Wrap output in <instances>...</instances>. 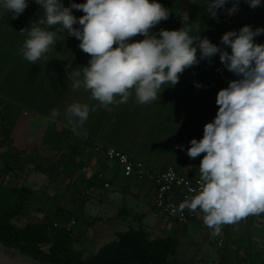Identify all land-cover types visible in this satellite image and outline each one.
Wrapping results in <instances>:
<instances>
[{
    "label": "crops",
    "instance_id": "0c3cea01",
    "mask_svg": "<svg viewBox=\"0 0 264 264\" xmlns=\"http://www.w3.org/2000/svg\"><path fill=\"white\" fill-rule=\"evenodd\" d=\"M157 2L169 10V18L151 29L152 34L158 35L161 29L179 30L183 26L188 27L189 24L178 19L187 13L192 20L207 25L206 29H201L190 24V35H199L201 39L207 37L213 44L229 53L230 46L221 43L222 35L228 31L239 32L247 22L251 10L246 0H239L238 11L228 15L227 9L233 3V0H229L223 8L217 10V17L213 18L207 9L208 0ZM39 18H43V10L35 0H28V7L15 19L12 13L0 7V96L6 94L3 92L5 88L10 93L12 102L26 104L30 114L25 117L27 122L23 125L34 123L42 129L39 147H43L45 152L57 153L64 144L59 140L44 139V136L68 135V140L74 136L75 142H79L80 155L75 161L74 170L68 174L70 179L64 173L59 175L48 171L51 177L45 173L52 183L49 190H55L49 193L65 195L69 208L77 210L78 226L75 227L81 239L74 243V248L87 258L107 243H102L103 240L113 241L117 233L127 230L128 227L137 228L140 223L127 216L124 211L127 209L144 215L141 225L153 236L175 235L181 241L189 240L190 257L182 259L187 264H209L214 261V254L217 258L219 256L218 241L225 238L232 253L237 252L239 256L249 258L254 254L264 256V233L253 230L264 226L261 214H252L235 224L223 225L219 235L213 234L212 229L201 226L195 220L185 225L179 224L155 207L154 185L151 181L134 175L125 176L117 164L107 160L103 153V149L112 147L143 162L152 172L159 173L174 167L188 176L200 177L199 165L204 154L190 158L187 155V149L191 147L190 141L202 139L205 124L216 117L218 91L228 87L229 81L240 78L221 63L219 53L210 59L199 60L198 64L186 69L176 85H163L157 101L141 105L136 102L133 93L127 103L110 105L109 111L98 107V101L90 100V91L83 87H72L73 81L67 76L72 69L67 67L68 64L72 68H82L88 66L91 59L79 48L80 41L75 37L66 32L62 34L56 45L45 54L46 59L42 58L35 64L23 58L19 49L23 46L27 33L22 35L20 31L29 28ZM258 21L260 25H264V11ZM74 27L80 26L77 24ZM134 38L137 41L144 39L139 35ZM199 56L198 49V59ZM191 78L202 81L204 87L201 90L195 89L191 85ZM74 102L88 103L90 107L97 106L96 111H90L88 120L77 133L71 130L65 117L67 107ZM53 108L60 111L55 121L49 119ZM19 118L16 112L12 113V119ZM39 118L43 119L42 123L37 121ZM28 129L29 127L26 132L31 131ZM23 133L24 131L19 130L13 134V138L10 136L9 141L3 143V139L0 140V159L4 161L2 168L8 160L11 147L25 150L26 154L31 149L38 148L28 146L27 138L22 137ZM14 143L17 146H13ZM26 157L24 155L21 158L12 174L18 173L17 184L37 188L39 186L29 185L20 179L25 167L32 166L25 162ZM22 161L24 164H21ZM44 164L50 165L47 161ZM26 170L29 168L26 167ZM69 180L74 184L71 189H67L65 185ZM105 183H109L108 188L104 187ZM91 199L99 201L98 205L94 204L96 216L89 213ZM200 214L203 217L201 211ZM190 223L192 224L189 225ZM205 242L209 246L205 247L202 258L198 259V246H204ZM91 246L94 247L91 249ZM231 264L241 263L233 261Z\"/></svg>",
    "mask_w": 264,
    "mask_h": 264
},
{
    "label": "clouds",
    "instance_id": "9594fccd",
    "mask_svg": "<svg viewBox=\"0 0 264 264\" xmlns=\"http://www.w3.org/2000/svg\"><path fill=\"white\" fill-rule=\"evenodd\" d=\"M35 2L41 6L43 18L21 29L22 35L27 33L19 49L23 58L35 64L46 59L45 54L62 34L75 37L91 59L82 68L68 64L72 87L90 91V100L109 111L110 105L127 103L133 93L141 105L157 101L163 85H176L186 69L219 53L221 63L240 78L218 91L216 117L205 124L202 139L190 141L187 155L193 159L204 155L199 187L191 190L194 195L180 208L199 209L204 224L215 235L223 225L264 213V44L254 42V37L264 34V28L253 30L245 25L239 32H225L221 43L230 46L229 53L207 37L190 35L191 25L152 34L151 29L169 18V10L157 0H86L69 7L61 0ZM228 2L208 0L209 14L216 18L217 10ZM246 2L253 9L261 6V0ZM0 7L15 19L28 7V0H2ZM73 9L84 15L77 18ZM238 9L239 0H233L227 13L232 15ZM184 20H189L187 13ZM77 24L80 27H74ZM138 35L144 39L132 41ZM96 110L97 106L88 103L70 104L65 117L71 130L77 133L90 111ZM59 115V109L53 108L49 119L55 121Z\"/></svg>",
    "mask_w": 264,
    "mask_h": 264
},
{
    "label": "trees",
    "instance_id": "16d2710c",
    "mask_svg": "<svg viewBox=\"0 0 264 264\" xmlns=\"http://www.w3.org/2000/svg\"><path fill=\"white\" fill-rule=\"evenodd\" d=\"M68 1L61 0L64 6ZM85 2L86 0L72 1ZM253 11L251 8L244 26L249 25ZM72 14L78 18L84 15L76 9L72 10ZM178 19L184 24L199 25L201 29L207 27L203 22L191 18L183 21V17L179 16ZM132 41L137 40L133 37ZM10 124L14 125L13 122ZM1 127L4 143L10 140L11 128ZM68 137L58 134L43 137L63 142L64 145L54 154L45 152L41 146L26 154L25 150H18L10 145L8 160L0 169V244L17 250L39 264H187L178 255L180 237L153 236L141 225L144 215L127 209H124L127 216L140 225L117 233L115 240L101 245L94 254L86 258L74 248L77 234L74 237L72 231L67 229L77 210L69 208L65 195L50 194L45 186L33 188L15 184L6 187L3 184L24 155H27L25 162L37 165L42 172L49 174L48 171H52L59 175L64 173L70 179L68 174L74 170L80 152L79 142H75L74 136L71 140ZM45 161L52 166H45ZM65 185L67 189H71L72 183L69 180ZM220 251V264H231L233 261L241 264H264L262 254H254L249 258L241 257L237 252L232 253L228 248V241L224 239L219 253Z\"/></svg>",
    "mask_w": 264,
    "mask_h": 264
},
{
    "label": "rangeland",
    "instance_id": "374dc122",
    "mask_svg": "<svg viewBox=\"0 0 264 264\" xmlns=\"http://www.w3.org/2000/svg\"><path fill=\"white\" fill-rule=\"evenodd\" d=\"M263 0H261V6L257 7V12H256V20H254L253 24L251 25V20L253 18V14L251 16L250 19V23L249 25L253 28V30H255L256 28H264V25H260L258 18L259 16L262 14V12L264 11V3H262ZM256 8H254L255 11ZM253 11V13H254ZM254 42L255 43H259V44H264V36L263 34L254 37ZM3 92L6 93L3 97L0 96V127H10L11 128V133L10 136H12V138L14 137L13 134L17 133L19 130H21V132L24 131L23 133V138H27L28 140V146H38L39 147V142L41 140V136H40V132H41V128H38L36 124L31 123L30 125H23L25 124V122H27V120L25 119V117H27V115H29L30 113L28 112V108L26 107L25 104H17L11 101V95L10 93H8L7 89H3ZM15 112L20 116L19 119H12V113L15 114ZM4 118V120H2ZM38 122H43V119L37 120ZM14 123V125L10 124V123ZM12 125V126H11ZM1 127V128H2ZM31 130L26 132V128H28ZM12 134V135H11ZM3 139L2 134L0 133V140ZM1 144V143H0ZM13 146H17V143ZM15 148V147H14ZM2 162L4 163V161L2 159H0V169L2 168ZM21 164H24V161L21 162ZM30 164V163H29ZM32 166H26L27 168H29V170H25L22 173V177L20 178L21 181H23L24 183H27L29 185L32 186H45L47 188L48 191L50 185L52 184L49 181V177L46 176V174L44 172H42L41 170L38 169L37 165H33ZM17 174V175H16ZM19 175L18 173L15 174H9L5 180H4V185L6 187L12 186L17 184V179H18ZM72 188L74 187V184L71 186ZM56 188V187H55ZM50 192H55V190L50 191ZM95 205L99 204V201H96L95 199H91V201H89V205H90V210L89 213H91V215L96 216L97 215V210L96 207H94ZM88 212V211H87ZM261 216H263L264 218V213H260ZM253 220H255V217L253 218ZM192 223H190L189 225H191ZM76 226H78L76 224ZM255 232H259L264 233V226L260 227V228H256L253 229ZM75 232L77 234V227H75ZM81 237H79V235L76 236L75 242H80ZM106 239V238H104ZM110 240H103L102 243L104 242H109ZM204 246H198V250L197 253L198 254V259L202 258V253L203 251H205V247L209 246L208 242H205L203 244ZM94 247V246H93ZM92 246L90 247L91 249L93 248ZM219 247V246H218ZM179 257L181 259H185L190 257V242L189 240H182L181 244H180V248H179V253H178ZM215 256H213L214 261L209 262V264H215L216 259H217V255L214 254ZM0 262L3 264H39L38 262L32 260L31 258L22 255L20 252H18L17 250L13 249V248H9L6 247L2 244H0Z\"/></svg>",
    "mask_w": 264,
    "mask_h": 264
},
{
    "label": "built area",
    "instance_id": "2783aa9c",
    "mask_svg": "<svg viewBox=\"0 0 264 264\" xmlns=\"http://www.w3.org/2000/svg\"><path fill=\"white\" fill-rule=\"evenodd\" d=\"M191 85L201 90L203 82L197 78H191ZM103 153L107 160L113 161L125 176L134 175L139 179H146L154 185L153 202L155 207L165 216L174 219L177 223L185 225L191 220L197 221L201 226H206L200 210L189 211L187 208L181 210L180 204L186 199L194 195L192 189L198 188L200 177L188 176L174 167L155 173L148 169L143 162L130 158L126 153L116 150L112 147L103 149ZM105 188L109 187V183L104 184ZM95 196L94 193H92ZM77 223L76 216L72 217L67 229L72 231L76 236L74 227ZM223 239L218 241L220 247Z\"/></svg>",
    "mask_w": 264,
    "mask_h": 264
},
{
    "label": "water",
    "instance_id": "95a60500",
    "mask_svg": "<svg viewBox=\"0 0 264 264\" xmlns=\"http://www.w3.org/2000/svg\"><path fill=\"white\" fill-rule=\"evenodd\" d=\"M71 2H72V0H69L68 3H67V6H66V7H69V6L71 5ZM256 12H257V7H256V9H255V11H254V13H253V18H252V20H251V25L253 24V22H254V20H255ZM226 239H227V238H225V240H226ZM221 256H222V251H220V253H219V256H218V258H217V260H216V264H220ZM0 264H3V263H0Z\"/></svg>",
    "mask_w": 264,
    "mask_h": 264
},
{
    "label": "bare ground",
    "instance_id": "6f19581e",
    "mask_svg": "<svg viewBox=\"0 0 264 264\" xmlns=\"http://www.w3.org/2000/svg\"><path fill=\"white\" fill-rule=\"evenodd\" d=\"M1 263V262H0Z\"/></svg>",
    "mask_w": 264,
    "mask_h": 264
}]
</instances>
